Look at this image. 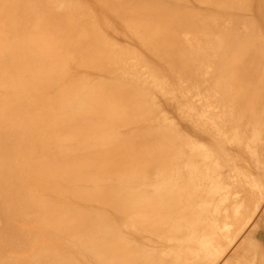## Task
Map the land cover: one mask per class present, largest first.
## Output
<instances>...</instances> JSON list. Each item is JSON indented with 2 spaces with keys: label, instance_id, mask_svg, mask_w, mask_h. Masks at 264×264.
I'll return each instance as SVG.
<instances>
[{
  "label": "bare ground",
  "instance_id": "1",
  "mask_svg": "<svg viewBox=\"0 0 264 264\" xmlns=\"http://www.w3.org/2000/svg\"><path fill=\"white\" fill-rule=\"evenodd\" d=\"M0 264H264V0H0Z\"/></svg>",
  "mask_w": 264,
  "mask_h": 264
}]
</instances>
